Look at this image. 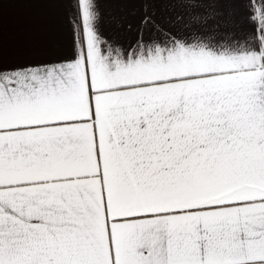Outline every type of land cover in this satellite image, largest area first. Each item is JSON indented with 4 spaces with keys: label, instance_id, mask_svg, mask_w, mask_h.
<instances>
[{
    "label": "snow or ice",
    "instance_id": "6c2138e0",
    "mask_svg": "<svg viewBox=\"0 0 264 264\" xmlns=\"http://www.w3.org/2000/svg\"><path fill=\"white\" fill-rule=\"evenodd\" d=\"M0 264H264V0H0Z\"/></svg>",
    "mask_w": 264,
    "mask_h": 264
},
{
    "label": "crops",
    "instance_id": "0c3cea01",
    "mask_svg": "<svg viewBox=\"0 0 264 264\" xmlns=\"http://www.w3.org/2000/svg\"><path fill=\"white\" fill-rule=\"evenodd\" d=\"M255 2H256L257 4H259V3L261 2V0H255Z\"/></svg>",
    "mask_w": 264,
    "mask_h": 264
}]
</instances>
